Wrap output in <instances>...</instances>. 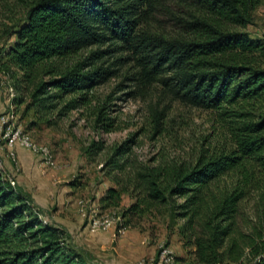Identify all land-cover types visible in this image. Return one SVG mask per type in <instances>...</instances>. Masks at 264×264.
Returning a JSON list of instances; mask_svg holds the SVG:
<instances>
[{
    "label": "trees",
    "instance_id": "trees-1",
    "mask_svg": "<svg viewBox=\"0 0 264 264\" xmlns=\"http://www.w3.org/2000/svg\"><path fill=\"white\" fill-rule=\"evenodd\" d=\"M167 1L34 0L9 32L12 42L0 52V71L16 91L13 100L51 123L54 111L59 116L90 103V91L114 73L98 62L112 52H125L112 65L132 59L138 68L132 79L140 91L163 77L173 98L193 107L264 101V68L254 58L264 54V45L228 27L251 23L260 0H177L197 10L191 20L168 12ZM162 9L182 26L180 36L138 28ZM106 44L73 61L86 48ZM94 115L96 133L114 129L105 105ZM234 115L232 146L201 154L193 164H145L130 156L133 140L116 146L102 164L114 185L100 201L117 206L125 193L133 201L124 219L156 211L180 220L178 235L194 247L197 264L239 258L242 246L233 238L239 204L251 192L264 200V113L255 119L243 110ZM104 147L102 140H93L86 152L95 156ZM247 244L253 264H264V220ZM0 264L100 263L69 243L62 227L44 221L26 194L0 174Z\"/></svg>",
    "mask_w": 264,
    "mask_h": 264
},
{
    "label": "rangeland",
    "instance_id": "rangeland-1",
    "mask_svg": "<svg viewBox=\"0 0 264 264\" xmlns=\"http://www.w3.org/2000/svg\"><path fill=\"white\" fill-rule=\"evenodd\" d=\"M33 1L0 0V52L12 42L14 36L10 37L9 32L25 17ZM165 5L172 14L188 20L199 14L190 5L177 0H169ZM168 12L165 9L156 11L138 28L167 38L180 36L182 26ZM252 16V22L245 26L228 27L247 32L264 45V0L254 7ZM106 47L107 44L92 45L77 54L73 61ZM127 55L112 52L99 61L98 64L110 67L114 73L90 91V103L59 116L54 111L50 115L51 123L38 120L33 110L25 109V102L13 100L16 91L12 80L0 71V136L11 123L36 143L47 146L55 161L53 166L45 165L20 145L14 147L13 161L0 139L3 163L0 174L9 175L13 185L26 194L49 224L62 227L69 243L98 263L137 264L140 260L155 258L161 246H167L174 254V264H197L194 247L184 245L178 235L180 220L173 221L167 213L156 211L141 216L128 215L124 219L122 214L133 201L125 193L117 206H104L100 198L114 183L102 170V164L116 146L129 139L133 140L129 154L139 162L193 164L201 154H218L230 148L232 125L237 120L234 114L243 110L250 113L248 119H255L264 113V101L224 104L215 109L193 107L173 98L162 84L163 77L140 91L132 79L138 70L132 59L112 65L116 57ZM254 58L264 68V54L256 53ZM69 98L71 96L66 100ZM104 105L106 115L114 119V129L96 133L94 111ZM156 117H160L159 126L155 125ZM93 140H102L105 147L97 155L89 156L86 151ZM225 180L229 182L230 178ZM79 200L86 202L87 211L112 218V227L90 232ZM263 217L264 200L259 193L251 192L239 204L233 231V238L242 246V254L235 260L228 258L217 264H253L255 257L247 243L261 229Z\"/></svg>",
    "mask_w": 264,
    "mask_h": 264
},
{
    "label": "built area",
    "instance_id": "built-area-1",
    "mask_svg": "<svg viewBox=\"0 0 264 264\" xmlns=\"http://www.w3.org/2000/svg\"><path fill=\"white\" fill-rule=\"evenodd\" d=\"M0 139L3 140L6 147L8 157L15 161L14 147L20 145L29 150L33 155L37 156L42 163L48 166H53L55 161L51 150L47 146L36 143L32 138L19 127H15L8 123L2 131ZM3 168L2 160H0V170ZM4 177L13 185L12 178L4 174ZM14 186V185H13ZM81 214L87 219V228L90 232L109 230L114 220L107 216L98 215L96 212L86 210V202L78 201ZM44 221H46L44 219ZM175 257L172 251L167 246H161L158 255L155 258L140 260L137 264H174Z\"/></svg>",
    "mask_w": 264,
    "mask_h": 264
},
{
    "label": "crops",
    "instance_id": "crops-1",
    "mask_svg": "<svg viewBox=\"0 0 264 264\" xmlns=\"http://www.w3.org/2000/svg\"><path fill=\"white\" fill-rule=\"evenodd\" d=\"M101 264V263H100Z\"/></svg>",
    "mask_w": 264,
    "mask_h": 264
}]
</instances>
